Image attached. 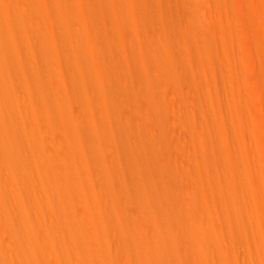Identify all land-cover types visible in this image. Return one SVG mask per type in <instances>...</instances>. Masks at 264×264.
<instances>
[{
	"label": "bare ground",
	"instance_id": "1",
	"mask_svg": "<svg viewBox=\"0 0 264 264\" xmlns=\"http://www.w3.org/2000/svg\"><path fill=\"white\" fill-rule=\"evenodd\" d=\"M0 264H264V0H0Z\"/></svg>",
	"mask_w": 264,
	"mask_h": 264
},
{
	"label": "rangeland",
	"instance_id": "2",
	"mask_svg": "<svg viewBox=\"0 0 264 264\" xmlns=\"http://www.w3.org/2000/svg\"><path fill=\"white\" fill-rule=\"evenodd\" d=\"M156 29H157V28H155L154 33H156Z\"/></svg>",
	"mask_w": 264,
	"mask_h": 264
}]
</instances>
